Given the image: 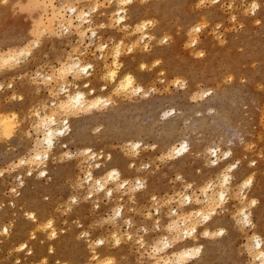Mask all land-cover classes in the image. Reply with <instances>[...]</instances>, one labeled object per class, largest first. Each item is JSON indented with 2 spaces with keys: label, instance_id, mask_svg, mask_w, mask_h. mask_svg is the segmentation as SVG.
Wrapping results in <instances>:
<instances>
[{
  "label": "rangeland",
  "instance_id": "374dc122",
  "mask_svg": "<svg viewBox=\"0 0 264 264\" xmlns=\"http://www.w3.org/2000/svg\"><path fill=\"white\" fill-rule=\"evenodd\" d=\"M91 2L0 0V115L13 118L0 134V264H94L99 239L98 256L112 264H162L156 244L172 237L182 209H208L203 191H224L213 215L224 233L196 241L200 257L183 264H262L252 251L255 236L264 251V0ZM70 5L90 13L68 30L61 21ZM117 5L129 22L123 29L113 19ZM139 23L150 37L133 31ZM115 44L118 74L129 73L143 92L117 91L103 75L99 55L110 59ZM21 49L28 52L18 61L5 60ZM75 55L94 65L90 85L106 104L67 115L56 104L63 92L51 85ZM44 111L71 127L39 167L32 155L43 146L36 114ZM184 141V156L168 155ZM112 169L117 182L105 175ZM97 178L103 189L91 185ZM191 239L184 241L193 247Z\"/></svg>",
  "mask_w": 264,
  "mask_h": 264
},
{
  "label": "bare ground",
  "instance_id": "6f19581e",
  "mask_svg": "<svg viewBox=\"0 0 264 264\" xmlns=\"http://www.w3.org/2000/svg\"><path fill=\"white\" fill-rule=\"evenodd\" d=\"M43 1H45L48 4L49 7L50 6L52 7V0H43ZM92 1L97 3L98 0H92ZM132 1L133 0H106L107 3H113V2L115 3L116 2L115 5L117 3L118 4L119 3L129 4ZM94 2H91V4L92 5L96 4ZM140 2H141V0H140ZM62 4L64 5V2H62ZM65 4H67V3H65ZM97 4L93 5V6H95V7H93V9L97 8V6L99 5V4L98 5ZM73 5H70V6L67 7L68 16H67V18L62 17V21H61L62 22L61 24H64V27H65V24H67L66 27L67 26L68 27L66 29H68V30H69V28H74L73 26H75V28H77V27L79 28L80 24H82V22H85V21L88 22L87 20H89L88 19L89 18V13H90L89 11H83V9L82 10H78L77 7L75 8V6H73ZM100 5H102V4H100ZM117 6H119V7H117L113 11L114 17H115L113 19H115L114 21L117 24L121 25L122 27L121 26L120 27L123 29V27L124 28L128 27L127 24L129 22L128 23L125 22V20H126L125 13L126 12H125L124 8L120 7L121 5H117ZM65 7H66V5H65ZM255 7H256L255 4L252 5V10L253 11L256 9ZM55 11H53L54 17L57 16V13H55ZM60 11H62V10H60ZM113 13L111 11L110 16L112 14V17H113ZM111 21H113V20L111 19ZM39 24H38V26H39ZM44 24H46V23H44ZM139 24H141V23H139ZM135 25H136V23H135ZM146 26L147 25L142 23L140 25V27L138 25L139 28L136 27V30H133V31H138V29H140L143 32L141 38L145 39L148 36L150 37V35H148L149 32H147V27ZM53 27H55V26H53ZM56 28H57V26H56ZM81 30H82V28H81ZM44 31H45V29H44ZM84 31H90L92 33V35L95 34V30L94 29L93 30L90 29V25L85 26L84 27ZM57 32L56 33L59 34V31H57ZM82 32H83V30H82ZM45 33H47V32H45ZM82 36H83L82 34L79 35V39H80L79 43L80 44L82 42L81 41ZM158 41L159 40L156 39V43L155 44H157V43L159 44L160 41L159 42ZM78 45L74 46V51H75V47L77 48ZM114 46H116V44ZM142 48H144V47H142ZM120 49H121L120 45L114 47L113 50H112V53H111V57H110V54L106 52L107 55L110 57V59H107V56H104L103 54H102L103 56L99 55V56H101V62L105 65L104 66L105 67V71H104L103 75H105L107 80L110 83L113 84L114 89H116V90L118 89L117 91H125V93L129 92L130 94L131 93L139 94L142 91V89L139 86L134 85L133 77L129 73H124L122 75H119L120 73L118 74V72H117L118 67L121 64V63L119 64V61H118V58H119L118 54H120ZM127 51H131V50H127ZM27 52H28L27 49H21L16 54H13V55L9 54V56L7 58L5 56V60L7 62L18 61L20 59V57L24 56ZM78 52H79V50H78ZM73 56H71L72 58L67 60L64 64H62L60 72L59 73L57 72L58 74L56 75V77L58 76L60 78V81H57L56 79H53V83L51 85L52 90H56L57 89L56 91L63 92L64 96L62 97L61 101H59V103H56V104H58V106H59L58 108H62L65 111V113H66V111H68L67 115H69V110H71V109H75V111L77 110V111H80V112L81 111H92V110H94V109H96L98 107H101L102 105L106 104V100H104V98L102 96L95 94L94 90H93L94 87L93 86L91 87V85H90V76L95 71L94 65L92 63H85L83 61V59L79 58L77 55H75V57H73ZM122 72H124V71H122ZM68 77H69V79H68ZM48 78H49V76H48ZM50 78H52V77H50ZM99 78H101V76H99ZM102 79L104 80V78H102ZM49 81H50V79H49ZM101 89L104 90L105 87L103 86ZM122 93H124V92H122ZM121 97H123V96H121ZM72 113H73V110H72V112L70 114H72ZM74 115H75V113H74ZM4 116H6V115H4ZM4 116L0 115V134L1 135H8L10 133V129L12 128V124H13V120L12 119L13 118L11 119L10 116H8V117H4ZM36 116H37V118H36L37 121L36 122L38 123L39 127H41L43 129V131H42V139H41L43 146L38 147L36 150L34 149L35 152L32 155V162H34V164L36 166L40 167V165L45 164V162L43 160L47 157V153H48L47 150H49L50 148H52L54 146V143H55L54 141L62 142L64 140L65 131H68L71 126H69L68 117L62 118V121L59 123L58 120H56V118L54 116H52L50 114H47L45 111L42 114H36ZM166 116H168V115H166ZM76 129H77V131L82 132V127H80L79 129L78 128H76ZM76 129L75 130L73 129L74 135L77 133ZM39 143H40V141H39ZM138 146H139L138 143H136L134 145L135 148H138ZM134 147H133V149H135ZM186 152H187V142L186 141L181 142L178 146H174V145L172 146L171 145L169 147V149L167 150L168 155L172 154V155H175L177 157L184 156V154H186ZM210 154H214V157L217 159V151L216 150L211 151ZM95 166L96 167H98V166L100 167V165L98 163ZM45 167H46V165H45ZM40 171H41V169H40ZM41 172H43V171H41ZM45 172H46V170H45ZM99 172H104V171H99ZM88 173H89V171H88ZM88 173H87V176H86V180H87L88 183H90L94 179H93L92 174H90V173L88 174ZM108 173H109V175H108ZM108 173L105 174V175L108 176L110 179H112L114 181L116 180L115 182H117V177L120 174L119 171L117 169H112ZM228 177H230V176H228ZM223 179H224L223 183L228 181L226 174L223 176ZM251 183H252V179L248 177V179H244L242 181L241 185L243 187H246V186H250ZM91 185L92 186L95 185L99 189H103L104 188L103 181L101 182L98 178ZM223 185H225V184H223ZM94 188H96V187H94ZM203 193L205 195V199H206V203H207L208 209L206 211H202L200 208L193 207L194 204L193 205L191 204L192 205L191 207H185L184 209H182V213L180 214V216H184L183 217L184 219L179 218L181 221H176V222L172 221L169 224V228H170L171 232H173L172 237L171 238H167L166 237V239H163V241H161L160 244H158V245L156 244L155 251L156 252H161V257L160 258L162 260V264H171V263L172 264H183V261H184L185 258H187V259L188 258L189 259L190 258L191 259H198L200 257V255H201V247L195 246L196 245L195 242L198 241L200 238H203V237L204 238L205 237H207V238L211 237L212 238L213 236H215L213 234H216L217 236H220V235H222L224 233V229L223 228L219 227L218 229L215 230V227L218 226L219 220L216 219L215 217H213V215L215 214V207H214V205H216L215 202L216 203L217 202L222 203V201L225 199L224 198V191L219 192V194L217 196H215L213 193H208V192L205 193L204 191H203ZM186 197H187V195H186ZM191 199L192 198L187 197L185 199V202L187 201V203H185V202L184 203L185 204H188V202L191 203L192 202ZM253 201L254 200H251V202H253ZM195 202H198V201H195ZM240 213H241L242 218L246 222L250 221L249 220V213H248L247 210L242 209ZM185 220L189 221L190 225L186 226V224H189V223L188 222L186 223ZM180 224H182V225H180ZM48 227H49V225H48ZM48 234H50L51 237H53L54 235L56 236L54 231H51V233H48ZM190 236H192L191 244L193 243V247L192 246H188V244H186V242L184 241L187 237H190ZM138 241H139V245L143 246L144 241L140 240L139 238H138ZM187 241H189V243H190V240L187 239ZM261 243H262V241H261V239L259 237H256V236L253 237V245L256 247V249L253 247L254 249H253L252 253H253V256H255L256 258L258 257L259 259H261L262 264H264V251H263V248L261 246ZM95 244H97V245L98 244H102L101 239L97 240V243H95ZM23 246L26 247V244L24 242L19 247L22 248ZM96 246L92 245V252L89 251V252L92 253L91 256H92V260H93L94 264H112L113 261L111 262L110 261L111 259L110 260H109V258L108 259H103V258L101 259L98 256V252L94 248ZM170 247H171V249L168 250L167 248H170ZM29 250H31V249H29ZM48 250H49V248H48ZM31 253H32V250H31ZM170 254L173 256L172 259L169 257Z\"/></svg>",
  "mask_w": 264,
  "mask_h": 264
}]
</instances>
